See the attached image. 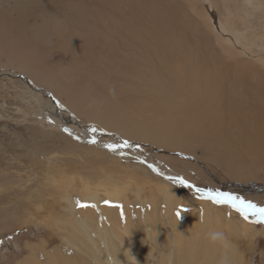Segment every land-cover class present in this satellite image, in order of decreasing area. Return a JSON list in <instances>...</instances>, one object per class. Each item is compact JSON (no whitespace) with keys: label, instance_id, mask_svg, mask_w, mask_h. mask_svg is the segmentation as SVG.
<instances>
[{"label":"bare ground","instance_id":"bare-ground-1","mask_svg":"<svg viewBox=\"0 0 264 264\" xmlns=\"http://www.w3.org/2000/svg\"><path fill=\"white\" fill-rule=\"evenodd\" d=\"M132 1L84 0L75 2L74 6L71 2L74 15L69 16L66 31L56 29L58 35L54 36L44 31L40 51L29 45L10 46L4 74L21 82L22 96L34 99L40 116L52 127L91 144L87 147L94 152L85 149L91 159L101 160L103 154L94 147L105 149L106 145H123L127 141L129 146L117 148L120 156H115L143 168L142 172L149 176L153 173L169 185L183 186L199 199L201 194L191 183L187 182L192 185L188 187L174 178L185 175L210 183L214 178L222 186L230 185L231 195L263 205L264 0H241L239 4L249 7L250 15L258 21L255 28L262 34L251 40L247 36L255 28L248 21L244 28L242 19L230 21V0H219L220 6L213 0H199L203 12L194 6L185 10L173 0H157L160 15L148 13V21L138 15ZM203 21L212 24L216 33L213 38ZM239 25L241 30L235 28ZM59 63L67 64L63 73L69 81L56 72ZM83 121L89 125L84 126ZM61 137L70 144L66 137ZM196 150L211 167L201 170L191 164L193 161L188 158L196 157ZM112 168L115 171L118 168L122 177L129 178L122 166ZM134 180L130 185L124 181L120 187L113 186L120 192L130 191L135 195L138 185L149 191L151 210L137 215L143 221L138 220L136 228L129 219L127 228L124 224L133 252L129 255L132 264L142 258L138 245L143 226L147 227L146 235L154 245L155 232L164 229L159 226L160 219L171 226V235L163 241L172 240L174 264H244L230 241L222 238L213 242L208 238L210 232H220L222 224L235 234L239 230L236 223L219 216L208 202L196 200L191 203L196 212L194 222L187 219L185 223L177 222L173 209L179 196L171 187L135 177ZM120 197V193L114 195L115 200ZM158 198L164 200L166 208L161 218L157 214ZM82 200L93 204L99 215H103L97 195L84 196ZM64 201L74 217L75 231L91 244L92 253H98L88 236L91 229L87 221H92L91 213L74 214L78 201L74 194L67 195ZM248 218L258 220L251 215ZM104 228L98 227L99 234L95 235L102 242L103 263L129 264L108 241L109 233ZM67 243L78 250L70 241ZM40 250L30 249V257L19 264H92L76 253ZM36 251L41 254L37 255Z\"/></svg>","mask_w":264,"mask_h":264},{"label":"rangeland","instance_id":"rangeland-1","mask_svg":"<svg viewBox=\"0 0 264 264\" xmlns=\"http://www.w3.org/2000/svg\"><path fill=\"white\" fill-rule=\"evenodd\" d=\"M80 1L84 2V0H0V264H19L30 257L29 252L32 248L34 250L41 249L40 251L46 253L61 249L65 252L79 254L83 260L92 264H104L101 259L102 254H104L102 242L95 237L99 234L96 229L98 227L104 228V225V229H107L106 232L109 233L107 239L119 251L120 258L132 264L129 255L133 252L129 247L130 239L124 230V226L126 225L127 228L128 223L126 221L129 219L136 228L138 220L143 221L137 215H143L144 212L151 210L149 191L138 185L135 195L134 192L130 191L120 192L113 186L124 181L130 182L128 184L130 185L132 180L135 182L134 177L141 181L154 182L153 185L166 184L172 188L175 195L179 196V201L177 200L173 209V216L177 222L185 223L186 219L188 222H194L196 212L191 205L192 201L208 202L210 204L208 206H213L210 208L215 210L219 216L229 222L236 223L239 228L233 234L228 226L222 224L220 232L223 233L224 240L235 245L242 262L244 264H264V223L257 222L255 218L245 220L228 205H216L208 199H199L183 186L169 185L153 173H150L151 176L147 175L144 171L142 172L143 168H136L137 166L127 164V162L125 163L116 157L120 156L116 153L118 149L112 151L107 147L105 149L94 147L103 154L101 160L98 159L99 157L96 160H94L95 158L91 159L90 154L85 151V149L95 151L93 148L87 147L91 144L75 140L63 133L61 129L52 127L40 116L39 108L35 106L34 99L22 96L21 82L17 79H10L7 74H4L6 67L3 65L6 62L7 51L11 49L10 46L14 44L29 45V48L42 50L40 37L44 31H47L51 36L58 35L55 33L56 29L60 30L59 32L66 31L67 20L71 14L74 15L70 8L75 5V2ZM240 1L230 0L229 8L232 11L230 21L242 19L243 28L247 21L255 28L257 19L250 15L249 7L243 8L244 6L239 5ZM71 2L74 4L72 5ZM132 2L137 7L138 15L144 17L146 21H148L147 16L149 14L152 16L154 13H159L157 0H133ZM213 2L220 6L219 0H213ZM173 3L185 10L194 6L198 12H203L199 0H173ZM244 12L247 16H244ZM190 16L193 20L194 16L192 14ZM203 22L207 27L208 35L210 34L212 36L210 38H213L216 33L212 24L207 21ZM239 27L240 25L235 26L237 30H241ZM261 34L255 28L253 33H248L247 38L251 40ZM257 41L259 42V40ZM212 44H216V42L213 41ZM261 54L264 59V53L261 52ZM66 67V63H59V66H56V72L61 73L63 80L69 81L68 76L65 75L64 77L63 73ZM36 87L38 86L36 85ZM54 95L53 93L52 96L56 98ZM47 101L45 99V102ZM49 105L53 109V106ZM53 110L55 112V109ZM55 116L58 119L56 114ZM83 124L84 126L89 125L85 121ZM61 135L66 137L70 144L65 143ZM195 154L196 157L188 158L189 161H193L191 162L192 165L198 166L201 170L206 166L211 167L204 160L199 150H196ZM112 161L117 162L113 163ZM113 164L122 166L126 175L129 174V178L122 177L118 173V168L115 171L112 168ZM180 177L195 188L213 192H231L228 189L230 185L222 186L214 178L213 181L210 179L212 183L215 182L212 184L209 180L196 181L185 175H180ZM129 189L133 190L134 188L129 187ZM221 189L223 190L221 191ZM65 193H68L67 195L74 194L80 204L88 205L87 207H78L76 204L73 212L79 216L91 213L92 221H87V225L91 229V232L89 231L91 236H88L95 243L98 253H92L91 244L75 231L76 225L73 227L75 222L72 221L74 217H72L69 206L64 201L67 196L64 195ZM116 193L117 195L120 193V200L114 199ZM89 195L99 197L100 203L98 205L103 213L102 216L99 215L93 204L82 200L84 196ZM157 204V214L161 218L166 209L164 200L158 198ZM260 207H264V204ZM181 209H186V211H181L177 217L176 213ZM197 209L200 210V207L198 206ZM111 213L113 216L109 215ZM158 222H160L159 226H163L164 229L155 232L157 238L153 242L154 245L151 244L150 236L146 235L147 227L143 226L142 238L138 245L142 251V256H140L142 258L137 264L175 263L172 240L171 242L163 241L164 237H169L172 233L170 223L165 224L161 219ZM67 240L76 245L78 250L69 245ZM76 241H81L85 246L81 247V242ZM40 251H36L37 255L41 254Z\"/></svg>","mask_w":264,"mask_h":264},{"label":"snow or ice","instance_id":"snow-or-ice-1","mask_svg":"<svg viewBox=\"0 0 264 264\" xmlns=\"http://www.w3.org/2000/svg\"><path fill=\"white\" fill-rule=\"evenodd\" d=\"M92 142L94 143L95 141ZM128 146L129 145L127 141H125L123 145H106V147L112 151L117 150V148L119 147H128ZM153 171H155V169H153ZM174 179L177 183L185 184L188 187H192V185L187 184V182L182 178H174ZM195 191L201 194V198L208 199L213 204L228 205L229 207L237 211L245 220H247L249 215H251L258 218L257 222L264 223V207L257 206L254 203L247 202L229 193L205 191L204 189H200V188H196ZM77 206L87 207L88 205H82L80 204L79 201H77ZM181 211H186V209L178 210L176 213L177 217H179Z\"/></svg>","mask_w":264,"mask_h":264},{"label":"clouds","instance_id":"clouds-1","mask_svg":"<svg viewBox=\"0 0 264 264\" xmlns=\"http://www.w3.org/2000/svg\"><path fill=\"white\" fill-rule=\"evenodd\" d=\"M208 238L213 241V242H216L220 239L223 238V233L222 232H210L208 234Z\"/></svg>","mask_w":264,"mask_h":264}]
</instances>
